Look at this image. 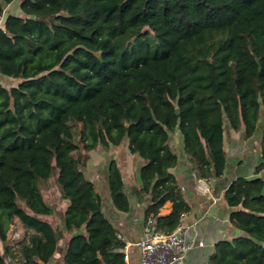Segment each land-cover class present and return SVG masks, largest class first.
Masks as SVG:
<instances>
[{
  "label": "trees",
  "instance_id": "obj_1",
  "mask_svg": "<svg viewBox=\"0 0 264 264\" xmlns=\"http://www.w3.org/2000/svg\"><path fill=\"white\" fill-rule=\"evenodd\" d=\"M14 1L0 0V19ZM20 10L0 28V77L17 81L0 82V264H48L56 254L62 232L43 219L55 210L41 190L56 171L68 202L58 221L69 234L63 264H126L87 177L91 153L128 142L143 161L145 221L176 230L190 207L171 172V135L208 180L225 172L226 128L251 138L260 125L264 0H21ZM263 170L264 129L257 177L225 191L241 234L218 244L210 264H264ZM107 182L115 209L129 212L116 160ZM11 217L24 231L16 243Z\"/></svg>",
  "mask_w": 264,
  "mask_h": 264
},
{
  "label": "crops",
  "instance_id": "obj_2",
  "mask_svg": "<svg viewBox=\"0 0 264 264\" xmlns=\"http://www.w3.org/2000/svg\"><path fill=\"white\" fill-rule=\"evenodd\" d=\"M20 1L15 0L6 6L3 15H7V17L10 14L21 15ZM13 6L15 7L13 8ZM1 19L0 28L3 25ZM5 81L10 87L17 84V81L14 80L5 79ZM263 129L264 114H262L256 134L251 138H246L243 130L236 132L227 127L224 134V150L227 155L225 172L221 178L208 180L197 177L184 153L181 136L178 135L174 141L171 139L173 150L178 156V166L171 172L178 182L185 202L190 207L189 212L185 213L182 218L181 224L186 228L187 238L196 244L181 264H210L218 244L240 236L241 232L236 230L230 222V214L233 209L227 206L225 191L238 178L253 179L257 177L254 172L261 163ZM111 160L119 162L125 192L130 204L129 212H120L112 204L107 182L108 164ZM89 162L88 165L92 164L93 167L89 165V169L92 168V170L89 173L86 172L87 177L95 184L96 190L101 196L104 215L113 225L118 239L125 244L124 262L140 264L137 244L143 239L148 223L151 221L152 224L151 219L145 221V212L151 199L143 192L139 179V170L143 161L132 155L128 142H124L120 147H114L109 151L98 150L91 153ZM259 177L264 180V170ZM202 182L206 185V191H201L199 188ZM171 208L172 203L167 202L161 209L160 215H167ZM64 211H61V219ZM53 217L54 215L49 216V223L61 231L62 236L58 242V250L48 264H63L69 234L63 228H59L61 222L58 224V222L52 221ZM153 229L155 230V228ZM198 243H203V245L199 246ZM0 248L2 250V246ZM125 256L128 257V260L125 259Z\"/></svg>",
  "mask_w": 264,
  "mask_h": 264
},
{
  "label": "built area",
  "instance_id": "obj_3",
  "mask_svg": "<svg viewBox=\"0 0 264 264\" xmlns=\"http://www.w3.org/2000/svg\"><path fill=\"white\" fill-rule=\"evenodd\" d=\"M199 188L201 191H206L205 183L202 182ZM184 216L185 214H182L180 220ZM7 235L11 243L22 239L20 224L16 217L9 219ZM195 245L187 238L186 228L181 223L172 233L165 234L156 232L150 221L143 239L137 244L140 264H181ZM198 245L202 246L203 243H198ZM125 259L128 260V257L125 256ZM7 262L8 264H24V261L18 257L8 258Z\"/></svg>",
  "mask_w": 264,
  "mask_h": 264
},
{
  "label": "rangeland",
  "instance_id": "obj_4",
  "mask_svg": "<svg viewBox=\"0 0 264 264\" xmlns=\"http://www.w3.org/2000/svg\"><path fill=\"white\" fill-rule=\"evenodd\" d=\"M14 7L15 6H13V8ZM5 79H7V78L1 76L0 77V82L3 83L6 87H10V85H8V83L5 81ZM178 135H180L179 132L173 133L171 135L172 141H174V139ZM89 163H92V162H89ZM89 165L92 166V164H89ZM89 165L87 166V171H86L87 173H89V171L92 170V168L89 169L90 168ZM41 190L45 194V198L47 199L48 204L50 206H53L54 209L56 210V213L54 214V217L52 218V221L58 222L59 221V218L61 216L60 215L61 214V211L62 210H65L68 202L65 201V200H63L61 198L60 194H59L61 192H60V187L57 184V171H56L55 176H53L45 185L42 186V189ZM43 219L44 220H47L48 222L50 221L49 220V217H44ZM21 233H22V236H23L24 231L22 229H21ZM0 246H1V244H0Z\"/></svg>",
  "mask_w": 264,
  "mask_h": 264
},
{
  "label": "water",
  "instance_id": "obj_5",
  "mask_svg": "<svg viewBox=\"0 0 264 264\" xmlns=\"http://www.w3.org/2000/svg\"><path fill=\"white\" fill-rule=\"evenodd\" d=\"M6 19H7V15H3L2 19H1V23L4 24ZM179 113H180V110L178 108H176V114H179Z\"/></svg>",
  "mask_w": 264,
  "mask_h": 264
}]
</instances>
